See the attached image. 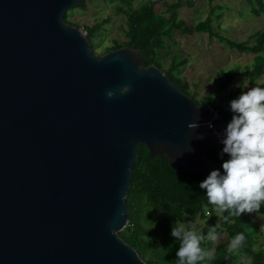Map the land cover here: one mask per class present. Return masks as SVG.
Masks as SVG:
<instances>
[{"label":"water","instance_id":"95a60500","mask_svg":"<svg viewBox=\"0 0 264 264\" xmlns=\"http://www.w3.org/2000/svg\"><path fill=\"white\" fill-rule=\"evenodd\" d=\"M82 2L0 0V264H146L118 235L136 144L148 165L216 169L204 151L218 145L214 110L137 50L94 53L64 20Z\"/></svg>","mask_w":264,"mask_h":264},{"label":"trees","instance_id":"16d2710c","mask_svg":"<svg viewBox=\"0 0 264 264\" xmlns=\"http://www.w3.org/2000/svg\"><path fill=\"white\" fill-rule=\"evenodd\" d=\"M94 1L83 0L78 7L85 9L87 4ZM108 1L117 2L116 10L125 16V40L121 43L112 41L108 46H99L95 42V37L108 19L86 26L84 28L86 37L94 53L105 54L122 47L139 51L143 66L157 67L181 92L189 96L193 93L190 97L200 107L205 110H214L219 116L215 123L217 127H226L231 120L230 101L238 97L242 88L238 85L232 91L231 86L240 69L235 67L225 71L224 68H220L213 79L216 95H207L197 101L196 93L190 91V86L178 72L185 61H178L177 56H173L167 68L164 69L162 64L161 54L164 50L170 49L167 42L172 40L176 32L182 35L205 33L209 39H217L230 50L251 55V65L244 68L245 79L250 83L249 88H252L254 83L264 75V31L259 30L252 35L253 44L249 41L238 42L214 31L212 18L221 16L216 14V11L222 10L223 6L213 3L219 0H208L207 17L203 21L193 23L179 19L177 9L183 5L182 2L169 5L165 11L167 16L162 17L163 13L156 12L152 1H143L136 8L135 0ZM247 1L253 14L260 15L264 10L263 0ZM74 26L80 29L79 26ZM101 47L103 50L99 51ZM259 86H264V83ZM221 120L226 123L225 126L218 125ZM135 148L138 157L132 167V179L126 197L129 222L118 235L135 249L146 264H176L179 241L171 235L172 226L176 221L192 224L198 231H201L198 223H206L208 227L219 223L218 233L220 235L224 233L228 240L237 233L245 235V243L238 253L229 254L227 242L221 241L214 248L213 258L202 264H249V262L264 264V249L256 245L261 228L254 223L251 216L241 214L239 217L230 216L227 222L223 221L221 217L228 216V213L218 214L216 207L208 204L205 192L199 187L204 177L193 172L170 171L165 157L163 161L156 157L148 165L147 148L143 144H136ZM222 148L223 146L216 145L212 140H207L204 149L205 156L221 172L223 160L228 158L226 154L221 155ZM259 212L264 215V204ZM203 232L207 233V231ZM211 246L212 243L207 241L202 244L205 248H211Z\"/></svg>","mask_w":264,"mask_h":264},{"label":"rangeland","instance_id":"374dc122","mask_svg":"<svg viewBox=\"0 0 264 264\" xmlns=\"http://www.w3.org/2000/svg\"><path fill=\"white\" fill-rule=\"evenodd\" d=\"M143 1H152L156 12L163 13L162 17L167 16L165 11L169 5L182 2L183 5L177 9V14L179 19L185 20L187 23L203 21L209 13L208 0H135L134 7H138ZM213 4L223 6L222 10L216 11V14H221V16L212 18L214 31L221 35L238 42L249 41L253 44L252 35L256 31H264V10L260 15L253 14L247 0H219L214 1ZM117 5V2L95 0L93 3L87 4L85 9L78 6L69 8L65 14V22L72 26H79L80 30L85 31L86 26L108 19V22L101 26V30L95 37L96 44L103 47L110 45L112 41L121 43L125 40V16L116 10ZM169 41L167 45L170 46V49L164 50L162 56L160 55L163 67L167 68L173 56H177L178 61L184 60L185 64L179 68L178 72L190 86V91L196 93L197 101L207 95H216L213 79L220 68L229 71L231 68L239 67L240 72L231 86L232 91L241 85L240 95L242 91H247L250 87L249 80L245 79L244 68L251 65V55L230 50L219 43L217 39H209L205 33L182 35L176 32L172 40ZM102 47L99 51L103 50ZM100 53L96 54L102 55ZM261 83H264V75L254 83L253 87L259 86ZM191 95L193 96V93ZM218 125L225 126L226 123L221 120ZM218 214H220L219 211ZM243 214L251 216L254 223L261 228L260 235H258L259 241L256 245L264 249V215L260 212ZM197 225L200 230L208 231L209 227L206 223L202 222ZM221 241L228 244L230 240L222 233L218 243ZM216 244H212L211 248H215Z\"/></svg>","mask_w":264,"mask_h":264},{"label":"clouds","instance_id":"9594fccd","mask_svg":"<svg viewBox=\"0 0 264 264\" xmlns=\"http://www.w3.org/2000/svg\"><path fill=\"white\" fill-rule=\"evenodd\" d=\"M128 91V87L120 89L122 95ZM106 95L111 99L115 93L108 91ZM229 106L232 117L220 136L221 155L226 154L228 158L223 160L222 172L212 170L199 185L208 204L221 213H228L221 217L225 222L230 216L258 213L264 204V86L242 91ZM198 126V123L188 125L190 129ZM208 126L213 125L209 122ZM218 227L219 223L204 234L192 224L176 221L171 230V235L179 241L176 264H202L212 259L214 248H205L202 244L218 243ZM245 240L243 233H237L228 243V253H238Z\"/></svg>","mask_w":264,"mask_h":264},{"label":"built area","instance_id":"2783aa9c","mask_svg":"<svg viewBox=\"0 0 264 264\" xmlns=\"http://www.w3.org/2000/svg\"><path fill=\"white\" fill-rule=\"evenodd\" d=\"M84 34H86V31L81 30ZM219 116L217 115L216 112L213 113L212 119L210 120V123L213 125L212 127H209L211 133L213 134V137L215 139V141L217 142V144L219 146H223L220 143V136L222 135V131L224 130L225 127H217L216 126V121L218 120ZM209 124V123H208Z\"/></svg>","mask_w":264,"mask_h":264},{"label":"flooded vegetation","instance_id":"af4514ba","mask_svg":"<svg viewBox=\"0 0 264 264\" xmlns=\"http://www.w3.org/2000/svg\"><path fill=\"white\" fill-rule=\"evenodd\" d=\"M157 157H159V156H157ZM164 157H165V156H163V158L161 159L162 161H163ZM154 158H156V157H154ZM165 158H166V157H165ZM166 159H167V158H166Z\"/></svg>","mask_w":264,"mask_h":264}]
</instances>
